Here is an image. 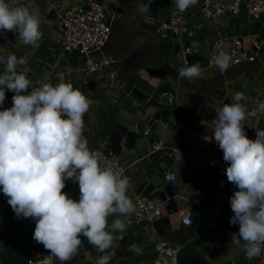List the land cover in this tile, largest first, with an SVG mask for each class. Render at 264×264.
I'll list each match as a JSON object with an SVG mask.
<instances>
[{
  "label": "crops",
  "instance_id": "crops-1",
  "mask_svg": "<svg viewBox=\"0 0 264 264\" xmlns=\"http://www.w3.org/2000/svg\"><path fill=\"white\" fill-rule=\"evenodd\" d=\"M98 1L114 9L112 36L105 54L115 61L117 85L104 80L101 74L87 77L80 72L83 68L80 56L61 54L57 7L64 9L75 0H18L19 6L28 8L40 19L43 33L40 47L25 45L14 33L16 45H12L7 37H0V56L6 58L12 53L18 59L24 58L25 64L17 66V71H26L34 87L44 83L53 86L70 83L94 101L83 116L84 136L90 150L103 154L112 151L121 163L130 166L127 177L132 187L127 195L133 203L144 190L161 203L162 197L175 191V200L162 204L165 222L127 230L110 264H152L157 256L155 244L158 240L183 247L180 264H264L261 256L248 260L243 249L231 243L233 234L239 232V225H231L229 219L221 217L214 208L225 192L219 188L216 191L210 189L215 173L202 165L206 156L223 159V152L213 137L216 110L232 104L238 92L248 98L241 101L248 109L255 99L264 98V19L254 20L242 13L225 15L220 23H211L202 19L203 0H198L189 16V34L184 43L199 49L201 55L184 58L175 39L163 40L156 33L160 22L169 17L173 0H154L151 11L143 14L137 12V7L146 0ZM228 35L241 36L247 53L256 54V63L236 66L225 72L209 68L208 58L214 42L220 36ZM112 49L116 51L114 57L110 55ZM197 61L203 69V78L181 79L179 69ZM5 67L0 63V75L4 74ZM165 77L168 79H163ZM161 88L167 89L161 100L157 104L150 103ZM13 95L6 91L0 110L13 106ZM108 103L113 105L106 107ZM140 124L146 125L148 132L134 140ZM243 124L251 140L256 139V131L264 130V121L250 116ZM154 143H159L161 149L153 152ZM168 170L177 172L175 183L165 181ZM65 184L62 192L69 196V187H75L76 196L69 197L78 201V184L68 180ZM7 200L2 193L0 213L7 222L5 230L11 231L12 222L17 225L20 218L16 217ZM181 210L190 212L195 222L193 226L182 225L177 216ZM114 218L108 217L109 225ZM86 244H89L87 238L75 262L68 264H97L102 253L90 244L88 249ZM132 244L140 245L143 255L130 252L128 248ZM35 246L43 245L34 240L33 249L43 252ZM96 255L97 258H93Z\"/></svg>",
  "mask_w": 264,
  "mask_h": 264
},
{
  "label": "clouds",
  "instance_id": "clouds-1",
  "mask_svg": "<svg viewBox=\"0 0 264 264\" xmlns=\"http://www.w3.org/2000/svg\"><path fill=\"white\" fill-rule=\"evenodd\" d=\"M153 2L139 3L137 12H150ZM175 4L183 13L198 0H175ZM7 32L18 34L25 45L40 47V19L18 0H0V37L6 39ZM231 60L230 54L221 52L215 63L223 72ZM0 63L6 65L0 75V107L6 91L14 93L13 106L0 110V192L8 197L17 218L35 221L32 238L50 256L63 264L73 260L83 248L82 236L102 253L97 264H110L133 217L141 213L127 195L132 184L124 169L118 163L102 167L106 157L88 146L83 116L94 101L70 83L34 87L26 71H17L25 60L15 54L0 56ZM179 77L203 78L200 62L180 68ZM247 99L238 92L232 104L216 110L213 137L229 165L227 180L239 189L230 197L234 215L229 223L239 225L231 243L252 260L264 255V130L256 131L251 140L243 121L264 112V101L249 111L241 103ZM66 180L78 184V201L62 192ZM110 216L115 217L111 225ZM128 250L143 255L140 245H129Z\"/></svg>",
  "mask_w": 264,
  "mask_h": 264
},
{
  "label": "built area",
  "instance_id": "built-area-1",
  "mask_svg": "<svg viewBox=\"0 0 264 264\" xmlns=\"http://www.w3.org/2000/svg\"><path fill=\"white\" fill-rule=\"evenodd\" d=\"M192 9L190 7L181 13L177 10L175 0H173L169 17L160 22L156 29V33L161 39L173 38L176 40L181 55L184 58H197L201 55L199 49L184 43L185 37L189 34L188 20ZM112 13H114L113 8L98 0H75V3L64 9L57 7L56 26L59 33L61 54L80 56L83 64L80 72L87 77L101 74L104 80L117 85L118 79L115 61L108 58L105 54V48L112 36ZM242 13H246L254 20L264 19V0H203L200 7L202 19L215 24L220 23L222 17L225 15L239 16ZM221 52L230 54L232 58L230 67L227 70L240 65L253 64L257 61L256 54H249L245 50L244 41L241 36H220L214 42L209 54L208 66L220 72L222 71L216 65L215 58ZM259 101H264V98L255 99L249 111L257 108ZM249 116L264 121V112H258L256 115ZM160 149L159 143H154L152 146L153 152ZM104 156L106 160L102 163V167L118 163L124 169V175H128L130 166L121 163L112 151L104 154ZM202 165L214 171L219 189L225 192L224 196L215 202L214 208H216L221 217L230 220V217L234 215L230 207V197L239 189L227 180L225 172L229 166L228 163L223 159L206 156L202 160ZM177 177V172L174 170H168L164 175V179L168 183H175ZM68 181L70 182L71 180ZM134 204L137 205L141 215L133 217V222L128 230L133 231L144 226H157L164 221L163 202L161 203L159 200L153 198L146 190L135 198ZM177 216L182 225L186 227H191L195 224L188 210L178 211ZM20 219L23 222L28 218ZM155 250L157 256L152 264H180L183 252L182 246L172 244L167 240H158L155 244ZM50 255L51 253L45 255L43 252L33 249L30 264H35L37 260H43L48 256L49 259L44 264H53L54 256ZM261 257L264 258V255H261Z\"/></svg>",
  "mask_w": 264,
  "mask_h": 264
},
{
  "label": "water",
  "instance_id": "water-1",
  "mask_svg": "<svg viewBox=\"0 0 264 264\" xmlns=\"http://www.w3.org/2000/svg\"><path fill=\"white\" fill-rule=\"evenodd\" d=\"M6 37L11 42L12 45H16V39H15L13 32H7ZM147 130L148 128L146 127V125L144 124L138 125L139 133L135 134L133 139L135 140L136 137L137 138L142 137V135L146 134ZM218 188H219L218 182L214 180L210 185V189L212 191H216V189ZM161 196H164V195L162 194ZM176 196L177 195L175 191L171 190L169 194L161 198L163 202V206L166 204V202L167 203L173 202ZM35 226H36L35 221L31 218H28L27 220L23 221L18 226L15 236H14L13 249H12L14 264H30L32 251L34 247V240L32 237H33Z\"/></svg>",
  "mask_w": 264,
  "mask_h": 264
},
{
  "label": "trees",
  "instance_id": "trees-1",
  "mask_svg": "<svg viewBox=\"0 0 264 264\" xmlns=\"http://www.w3.org/2000/svg\"><path fill=\"white\" fill-rule=\"evenodd\" d=\"M166 90L167 89H165V88H161L159 91H157L154 94V96L150 99V103L157 104L161 100L160 98L163 96V94L166 92ZM138 96L140 97L141 95H138ZM143 98L145 99L146 97H143ZM163 106H165V105H163ZM1 194H2V192H0V195ZM21 223H22V221L20 219V221L18 222L17 225L11 227V231L5 230V231L0 233V245H1V248H0L1 262H0V264H14L13 254H12L13 241H14V236H15L16 230ZM35 247L42 250L45 255L49 254V251L45 250V248L43 246H38V247L35 246Z\"/></svg>",
  "mask_w": 264,
  "mask_h": 264
},
{
  "label": "rangeland",
  "instance_id": "rangeland-1",
  "mask_svg": "<svg viewBox=\"0 0 264 264\" xmlns=\"http://www.w3.org/2000/svg\"><path fill=\"white\" fill-rule=\"evenodd\" d=\"M116 51L114 50V49H112L111 51H110V55H112L113 57H114V55L116 54L115 53ZM109 105L108 106H106V107H109L110 105L112 106L113 104L112 103H108ZM104 106V105H103ZM106 109H108V108H106ZM102 110H103V107H102ZM101 110V111H102ZM223 191V190H222ZM221 191V192H222ZM224 192V191H223ZM68 193H69V196L70 197H74V196H76V194H77V191H76V188L75 187H73V186H70L69 187V190H68ZM223 197V196H222ZM221 197V198H222ZM2 204V202L0 201V205ZM11 222H12V220H11ZM15 222H12V225L13 226H15ZM6 227H7V222L5 221V219L3 218V216L1 215V213H0V233L2 232V231H5V229H6ZM81 239H82V241L83 242H85V237H80ZM87 243V242H86ZM86 245H88V249H89V244H86ZM1 248V247H0ZM90 252H92L93 250H92V248H90V250H89ZM97 256L98 255H96L95 257H93V258H97ZM98 258H100L99 256H98ZM0 260H1V258H0ZM55 263L54 264H63V262H61V261H59L56 257H55ZM75 262V257H74V259L73 260H71V261H68V262H65V263H74ZM94 263H96L95 261H93ZM87 264V263H86Z\"/></svg>",
  "mask_w": 264,
  "mask_h": 264
}]
</instances>
